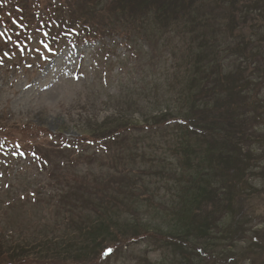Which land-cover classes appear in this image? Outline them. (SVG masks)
<instances>
[{
    "label": "rangeland",
    "instance_id": "rangeland-1",
    "mask_svg": "<svg viewBox=\"0 0 264 264\" xmlns=\"http://www.w3.org/2000/svg\"><path fill=\"white\" fill-rule=\"evenodd\" d=\"M142 2L154 12L163 10V5L171 13L183 8L182 0ZM87 10L83 0H0V264H11L15 255H19L15 264H165L169 260L210 264L203 258L207 253L217 256L219 264L221 260L264 264V150L254 147L261 152V167H254L247 187L239 189L243 196H234L225 216L215 219L217 229L206 227L212 219L198 221L197 226L212 235L203 241L185 239L177 207L163 212V205L157 213L145 202L154 195L156 202L163 196L170 203L167 194L188 187L170 172L172 133L159 139L153 136L159 148L146 149L152 163L154 153L165 158V176L142 163L136 165L142 166L140 170L130 165L119 172L114 155H121L123 148L107 141V135L126 126L133 135L155 126L154 135L157 124L184 126L192 132L188 142L194 150L201 137L195 136L189 118L180 116L185 96L181 84H187L189 75L184 70L179 76L173 73L176 60L169 59L171 53L168 60L158 52L155 57L145 54V43L140 54L127 53L122 34L111 39L100 36L97 29L103 25L111 23L121 30L125 23L102 22L98 15L89 20L84 15ZM24 24L28 28L21 30ZM177 46L179 52L190 54L189 34ZM166 67L168 83L160 86ZM196 76L198 83L200 75ZM250 95L240 97L248 108L264 92ZM192 158L190 151H180L175 168L188 171ZM68 159L73 161L67 164L70 170L65 167ZM109 176L121 182L108 188L111 195L103 201L107 186L101 182ZM221 179L219 185L224 184L227 195L237 193L234 181ZM159 187L163 189L158 191ZM192 194L186 204L196 208ZM181 195L182 191L175 199ZM111 200L117 202L115 209ZM144 231L170 235L173 241L167 245L163 239V244L153 246L135 237L125 240ZM59 234L67 240L54 241Z\"/></svg>",
    "mask_w": 264,
    "mask_h": 264
},
{
    "label": "trees",
    "instance_id": "trees-1",
    "mask_svg": "<svg viewBox=\"0 0 264 264\" xmlns=\"http://www.w3.org/2000/svg\"><path fill=\"white\" fill-rule=\"evenodd\" d=\"M83 1L88 9L84 11V15L89 20H93L98 15L102 22L125 23L126 28H121V30L111 23L103 25L100 31L97 29L100 36L105 34L111 39L122 34L121 41L127 48V53L140 54L142 43L147 44L145 54H152L153 57L158 52L160 58L166 56L165 60H168L167 55L171 53L169 59L176 60L174 67H171L173 73L179 76L184 70L185 75L187 77L189 75L187 84L183 82L186 87L181 84L185 88V96L183 105L180 106V116L189 118L187 120L195 128V136L201 137V140L197 142L198 145L194 144V150L193 145L188 142L192 132L181 125L157 124L159 127H156L154 135H151V131L155 126H150L148 131L141 132L142 134L139 135L137 131L133 135L129 126H126L125 129L122 128L115 134L107 135L110 137L107 141L111 144L118 143L119 148H123L121 155L119 152L114 155L120 173L130 165L140 170L142 166L136 167V165L142 163L144 166L148 164L151 171L154 172L155 168V171L164 174L168 171L165 158L154 153L155 163H152L150 152L146 149H150L152 145L158 147L153 136L159 139L162 136L169 137L172 133L174 148L171 149L172 163L168 164H171L170 172L175 178L178 174L176 179L179 182H187L188 187L182 188V195L179 198L175 199V196L181 191L175 195L167 194L172 201L174 199L173 204L172 201L170 203L165 201L163 196L164 204L162 200L156 202L158 199L154 195L145 199V202L156 207L157 213L163 205H165L163 212L166 207L168 209L177 207L175 210L180 214L185 225V239L192 237L203 241L208 236L210 238L212 235L204 226H197L198 221L212 219L213 221L206 224V227L217 229L218 224L215 219L225 216L224 211L230 207L234 196H243L238 193L239 189L247 187L253 168L260 169L262 163L259 153L264 150V97L258 102L261 104H254V101H251L253 106L250 105L249 108L241 102L240 97L246 94L250 98L252 96L250 92H255V95L260 96V93L264 92V0H182L183 8H178L175 13H171L164 5L163 10L154 12L153 8L146 7L143 0ZM195 6H199L201 12ZM221 14L225 17L219 18ZM26 28L28 27L24 24L21 30ZM187 34L191 38L190 54L179 52V46H177V42L182 43ZM234 56L235 60H233ZM133 57L132 55L128 58L130 62ZM231 60L233 61L230 62ZM196 74L200 75L198 83ZM168 77L169 67H166L159 80L160 86L168 83ZM255 79L256 82L251 87L249 84H252ZM157 85L156 82L154 87ZM151 93L152 91L149 94ZM173 126L175 129H170ZM135 127L142 130L148 128L140 125ZM176 131L180 136L175 135ZM256 146L260 151L254 150ZM109 147L111 145H108ZM180 151L184 153L190 151L193 156L191 161H188L187 168L190 167L188 171L183 172L175 168L179 160H175V156ZM159 160L160 162L156 163ZM67 161L65 167L70 170L71 166L67 164L73 161L70 162L69 159ZM224 177L235 182L233 188L237 189V193L227 195L226 190L224 191V184L219 185L221 178ZM74 180L75 178L71 179L70 183L73 184ZM120 182L110 176L107 181L101 182L107 186V189L102 192L103 201L111 195L108 188ZM77 184L75 183V186ZM171 188L170 186L167 190ZM162 189L159 187L158 191ZM190 192H196V194ZM190 194L196 197L194 200L197 202L196 208L186 204ZM226 202L229 203L225 207ZM116 203L111 200V206L114 209L117 206ZM141 203L140 201L139 204ZM205 203L208 207L205 206L201 210V205ZM106 209L112 211L107 206ZM62 237L66 236L59 234L54 241L67 240ZM132 237H135L137 242L144 240L148 245L153 246L163 244L165 242L163 239L167 240V245L173 241L170 235L163 236L152 231L134 234L126 237L125 240L129 241ZM122 240L123 238L120 241ZM255 245L261 247L263 244ZM72 247L73 245L68 246V249ZM185 254L188 253L185 252ZM18 256L11 257V264L16 263ZM203 258L207 259L210 264H219L220 261L217 256L210 253L204 255ZM235 260L236 257L232 261ZM170 262L171 260L165 261V264H171ZM220 263L225 264L223 260Z\"/></svg>",
    "mask_w": 264,
    "mask_h": 264
},
{
    "label": "snow or ice",
    "instance_id": "snow-or-ice-1",
    "mask_svg": "<svg viewBox=\"0 0 264 264\" xmlns=\"http://www.w3.org/2000/svg\"><path fill=\"white\" fill-rule=\"evenodd\" d=\"M109 251H111V249H109Z\"/></svg>",
    "mask_w": 264,
    "mask_h": 264
}]
</instances>
